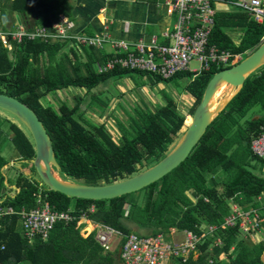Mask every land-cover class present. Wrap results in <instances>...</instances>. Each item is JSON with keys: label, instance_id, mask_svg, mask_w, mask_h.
Instances as JSON below:
<instances>
[{"label": "trees", "instance_id": "16d2710c", "mask_svg": "<svg viewBox=\"0 0 264 264\" xmlns=\"http://www.w3.org/2000/svg\"><path fill=\"white\" fill-rule=\"evenodd\" d=\"M72 9L73 0H0V25L4 29L14 27L18 14L27 28L52 27L61 14L72 16ZM230 31L240 32L238 41ZM263 42L264 24L254 21L246 11L217 10L211 46L241 54L245 59ZM110 58L99 49L80 50L66 41H25L11 51L0 44V93L17 98L35 111L51 136L62 176L87 185L127 179L164 158L184 133L190 119L187 115H194L210 80L232 67L215 68L196 79L189 72L168 80L156 76L159 81L188 80L184 91L194 100L188 114L173 98L155 109L137 106L130 115L115 118L119 136L105 122L90 125L84 117L82 107L86 102L81 95L75 96L73 104L61 101L56 107L45 103L49 95L71 87L85 88L96 101L97 86L110 79L134 73L155 76L121 67L99 73L97 65ZM100 103L104 110L109 102ZM255 107L261 113L248 118ZM263 123L264 66L246 80L240 93L208 127L190 157L150 186L111 200L93 201L50 191L40 181L21 175L15 184L9 181L8 185L17 187L12 196L7 194L2 170L9 160L0 150V203L18 212L29 211L37 207L41 193L47 195L57 211L71 210L80 215L94 205L96 212L90 218L111 225L124 235H170L173 228L196 230L200 223L219 224L231 212L232 202L248 208L258 205L255 199L264 194V160L252 152V141L261 135ZM3 135L11 140L15 159L31 162L34 146L22 124L0 117V136ZM30 169L35 173L32 164ZM84 226L79 220L67 225L60 222L48 241L36 238L29 242L23 236L20 215L5 216L0 222V264H124L118 258V248L105 251L95 232L82 236ZM217 237L221 241L218 245ZM200 250L197 259L184 264H211V260L213 264H264V239L253 241L250 236H243L237 226L218 229L213 237L205 239Z\"/></svg>", "mask_w": 264, "mask_h": 264}, {"label": "built area", "instance_id": "2783aa9c", "mask_svg": "<svg viewBox=\"0 0 264 264\" xmlns=\"http://www.w3.org/2000/svg\"><path fill=\"white\" fill-rule=\"evenodd\" d=\"M218 2L227 5L228 10L239 8L246 11L254 21L264 24V0H164L168 12L177 16L173 31L166 34L170 41L168 44L161 45L158 39H154L152 43L116 40L108 28L94 34L75 31V24L65 14H61L52 27L27 28L17 22L14 27L4 29L0 25V44L7 51H11L15 45L25 41H66L80 50L86 47L106 52L109 49L106 53L111 58L97 65L99 73L121 67L142 70L165 80L172 79L181 72H189L196 79L215 68L234 66L243 59L241 54H233L209 43L217 13L215 4ZM194 60L200 63L199 68H191L190 64ZM252 152L254 156L264 160V123L261 126V135L252 141ZM47 199V195L40 193L37 207L20 212L0 203V222L5 216L20 215L23 236L33 242L36 238L48 241L57 223L67 225L79 220L85 223L81 230L82 236L95 232L97 242L105 251H114L121 247V260L124 264H169L172 258L173 264L177 261L187 263L200 256L201 244L205 239L213 237L220 228L237 226L243 236L250 237L264 233V194L255 199L258 205L248 208L232 202L231 212L219 224L200 223L196 230L173 228L170 235H139L136 232L124 235L111 225L92 220L90 215L96 212L94 205L76 215L71 210L57 211ZM90 223H95L92 231L87 228ZM220 243L217 237L215 244ZM210 263L213 264V260Z\"/></svg>", "mask_w": 264, "mask_h": 264}, {"label": "water", "instance_id": "95a60500", "mask_svg": "<svg viewBox=\"0 0 264 264\" xmlns=\"http://www.w3.org/2000/svg\"><path fill=\"white\" fill-rule=\"evenodd\" d=\"M15 18L20 23L18 14ZM263 66L264 42L240 63L213 76L207 85L201 103L191 116L192 122L188 126L186 122L187 128L184 129L181 138L164 158L127 179L110 184L87 185L71 178H64L56 159L51 136L35 111L17 98L2 93H0V111L14 116L28 132L35 151V157L30 163L34 166L35 174L41 184L50 191L59 192L71 198L93 201L111 200L140 191L181 166L190 157L208 127L240 93L246 80ZM14 189L17 190V187L14 186ZM121 251L120 247L118 249L120 260ZM261 259L264 263V253ZM173 262L172 258L170 264Z\"/></svg>", "mask_w": 264, "mask_h": 264}, {"label": "crops", "instance_id": "0c3cea01", "mask_svg": "<svg viewBox=\"0 0 264 264\" xmlns=\"http://www.w3.org/2000/svg\"><path fill=\"white\" fill-rule=\"evenodd\" d=\"M219 4L223 6L219 7ZM215 7L218 11L228 10L227 5L222 2L216 3ZM70 17L75 24V31L94 34L108 28L116 40L129 43H152L154 39H158L161 45L170 43L166 34L173 31L177 21V16L168 12L164 0H73L72 16ZM230 34L236 41L239 40L240 32L230 31ZM81 52L82 55H85L83 51ZM106 52H109V49ZM112 87L117 91H110ZM134 89V84L125 80L124 77L110 79L97 86L98 96H104L109 103L102 112L94 109L92 111L94 117L122 118V115L119 114L122 113L119 107L124 109V102L138 104L137 93ZM70 93L83 96L87 104L93 101L92 96L86 91ZM87 97H89L88 100H86ZM150 101L154 106H157V97ZM114 113H116V117L113 116ZM94 227L95 223H90L87 228L92 231ZM250 238H254L253 241H260L264 239V233L254 234Z\"/></svg>", "mask_w": 264, "mask_h": 264}, {"label": "rangeland", "instance_id": "374dc122", "mask_svg": "<svg viewBox=\"0 0 264 264\" xmlns=\"http://www.w3.org/2000/svg\"><path fill=\"white\" fill-rule=\"evenodd\" d=\"M222 6H223L222 4H219V7H222ZM246 57L247 56H245L244 58ZM190 66L192 69L199 68L200 63L197 60H194L191 62ZM124 78L125 80H128V82L130 81V83L132 82L134 84V87H135L134 91L137 93L136 97L138 99L137 105L126 101L123 103L124 109L119 107L122 111V113H119V114L123 115L124 117H126L127 115H130L132 111H135L134 110L135 106H142L144 108H154L155 109L159 105L165 103L168 98H173L176 101H178L181 110L185 114H188L190 107L193 105V101H194L193 98L184 91V87L186 86L188 82L187 79H175L173 81H159L156 78V76H146V75H141L137 73H134L130 76H125ZM69 89H70L69 91L73 93L75 91H79L81 93L86 91L85 88H80V87H71ZM114 90L117 91V89L114 87L110 88V91H114ZM69 91H63L60 93H56L57 95L55 96L54 94H51L46 99H44V101L45 103H51L56 107L60 104L61 101H66V102H69L70 104H73V102H75L76 94H72ZM156 97L158 98V103H157V106H154V104L150 101V99H153ZM88 99L89 97H87L86 100ZM102 101H105V97L98 96L96 101L93 100L91 104L92 107H89L87 103H83L82 108L85 109L84 117L86 118V120H89L90 125L104 121L106 123L107 128L114 135L119 136L120 131H119V128H118V125L115 119L109 118L107 116L105 117L97 116L98 118H96L94 117L95 115L92 113L94 109L99 110V111L103 110V107L101 106V103H100ZM257 113H261V109L259 107H255L252 110H250L248 114V118L253 116V114H257ZM96 114L99 115L98 112H96ZM113 116L116 117V113H114ZM0 117L9 118V119H12L13 121L18 122V120L14 116L4 111H0ZM187 117H190V119L188 120V124H189L192 117L190 115H187ZM181 136L182 134L179 136L177 141L181 138ZM0 150L2 151L4 157L7 160H9V163L2 169L6 177L7 185L9 184V181H11V184L12 183L15 184L21 175H24L25 177H28L32 180L39 181L37 175L34 172H32L30 169V166H31L30 162L15 159L16 151L9 137L5 138L4 135L2 137L0 136ZM14 186L15 185H12V186L8 185L7 194L15 196L16 189H14ZM251 239L253 240L254 238H251ZM175 264H180V262L177 261Z\"/></svg>", "mask_w": 264, "mask_h": 264}, {"label": "bare ground", "instance_id": "6f19581e", "mask_svg": "<svg viewBox=\"0 0 264 264\" xmlns=\"http://www.w3.org/2000/svg\"><path fill=\"white\" fill-rule=\"evenodd\" d=\"M219 94H220V93H219ZM191 122H192V120L190 121V123H191ZM190 123H189V124H190ZM189 124H188V125H189Z\"/></svg>", "mask_w": 264, "mask_h": 264}]
</instances>
